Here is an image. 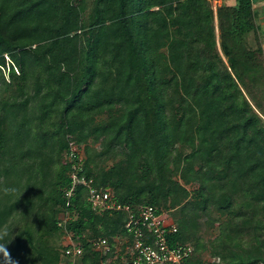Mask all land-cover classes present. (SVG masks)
I'll return each mask as SVG.
<instances>
[{"label": "trees", "instance_id": "16d2710c", "mask_svg": "<svg viewBox=\"0 0 264 264\" xmlns=\"http://www.w3.org/2000/svg\"><path fill=\"white\" fill-rule=\"evenodd\" d=\"M225 1L0 0L11 264H60L66 235L79 264H115L92 245L127 236L128 214L91 188L167 212L183 264H264V31L256 0Z\"/></svg>", "mask_w": 264, "mask_h": 264}, {"label": "built area", "instance_id": "2783aa9c", "mask_svg": "<svg viewBox=\"0 0 264 264\" xmlns=\"http://www.w3.org/2000/svg\"><path fill=\"white\" fill-rule=\"evenodd\" d=\"M71 160L75 157L76 148L72 147ZM74 164L71 172L72 183H85L77 176ZM90 201L94 209L100 211H124L128 214L125 224L127 236H119L110 242L101 238L93 242L92 249L102 255L115 251L111 261L115 264H183L193 253L191 245L171 246L167 235L176 231L172 217L167 212L157 213L152 206L139 209L119 203L110 190L90 189ZM63 251L60 264H79L83 248L70 235L63 238ZM118 259L120 263L118 262Z\"/></svg>", "mask_w": 264, "mask_h": 264}, {"label": "crops", "instance_id": "0c3cea01", "mask_svg": "<svg viewBox=\"0 0 264 264\" xmlns=\"http://www.w3.org/2000/svg\"><path fill=\"white\" fill-rule=\"evenodd\" d=\"M226 3L234 4V0H226ZM255 10L257 12L256 25L259 31H264V0H256ZM264 49V43H263Z\"/></svg>", "mask_w": 264, "mask_h": 264}, {"label": "clouds", "instance_id": "9594fccd", "mask_svg": "<svg viewBox=\"0 0 264 264\" xmlns=\"http://www.w3.org/2000/svg\"><path fill=\"white\" fill-rule=\"evenodd\" d=\"M8 235H9V233H8L7 229L0 230V254L3 255L5 261H7V262H9V264H11L10 254L7 251L6 244L4 243V241L6 240Z\"/></svg>", "mask_w": 264, "mask_h": 264}, {"label": "rangeland", "instance_id": "374dc122", "mask_svg": "<svg viewBox=\"0 0 264 264\" xmlns=\"http://www.w3.org/2000/svg\"><path fill=\"white\" fill-rule=\"evenodd\" d=\"M211 3H212V5H213L214 7H216L217 5H219V4L222 3V0H211ZM227 4H229V2H228ZM217 32H218V31H217ZM263 38H264V36H263ZM7 72H8V68L6 69V74H7ZM226 220H227V217L224 216V217H223V221H226ZM215 232H216V231H214V232H213L212 234H210V235H207V233H206L205 237L208 238V236H210V237L212 238V237H214ZM63 242H64V240H62V243H63ZM204 257H205L206 259H210V258H211L209 252H207V253L204 255Z\"/></svg>", "mask_w": 264, "mask_h": 264}]
</instances>
